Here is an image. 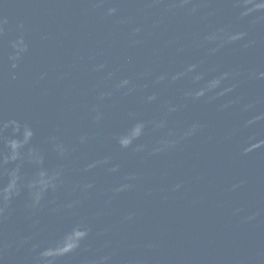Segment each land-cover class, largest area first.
I'll list each match as a JSON object with an SVG mask.
<instances>
[{
	"label": "water",
	"instance_id": "1",
	"mask_svg": "<svg viewBox=\"0 0 264 264\" xmlns=\"http://www.w3.org/2000/svg\"><path fill=\"white\" fill-rule=\"evenodd\" d=\"M0 264H264V0H0Z\"/></svg>",
	"mask_w": 264,
	"mask_h": 264
}]
</instances>
